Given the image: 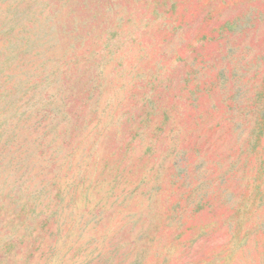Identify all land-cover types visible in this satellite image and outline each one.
Listing matches in <instances>:
<instances>
[{
  "label": "rangeland",
  "instance_id": "rangeland-1",
  "mask_svg": "<svg viewBox=\"0 0 264 264\" xmlns=\"http://www.w3.org/2000/svg\"><path fill=\"white\" fill-rule=\"evenodd\" d=\"M0 264H264V0H0Z\"/></svg>",
  "mask_w": 264,
  "mask_h": 264
}]
</instances>
